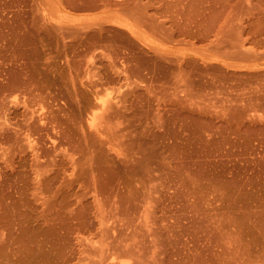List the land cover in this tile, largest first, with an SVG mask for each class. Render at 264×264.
Listing matches in <instances>:
<instances>
[{"label":"rangeland","instance_id":"1","mask_svg":"<svg viewBox=\"0 0 264 264\" xmlns=\"http://www.w3.org/2000/svg\"><path fill=\"white\" fill-rule=\"evenodd\" d=\"M0 264H264V0H0Z\"/></svg>","mask_w":264,"mask_h":264},{"label":"bare ground","instance_id":"2","mask_svg":"<svg viewBox=\"0 0 264 264\" xmlns=\"http://www.w3.org/2000/svg\"><path fill=\"white\" fill-rule=\"evenodd\" d=\"M113 19H114V20H113ZM113 19L111 20V18H110V19H108L107 21H112V22L115 21V22H116L119 18L116 19V20H115V18H113ZM119 20H120V19H119ZM119 20H118V21H119ZM121 21H122V19H121L119 22H120V23H124V20H123L122 22H121ZM115 22H114V23H115ZM127 22H128V21H127ZM120 23H117V22H116L117 25L119 24L120 26H122ZM101 24H102V23H100V25H101ZM104 25H105V24H104ZM104 25H103V26H104ZM123 25H125V23H124ZM127 25H128V24H126V27H127ZM128 26L131 27V26H133V25H132L131 23H129ZM99 27H100V26H99ZM101 27H102V26H101ZM103 28H104V27H103ZM131 28H132V27H131ZM100 29H102V28H100ZM128 29H130V28H128ZM133 29H134V27H133ZM134 30H135V29H134ZM134 30H133V31H134ZM130 32H131V31H130ZM131 33H132V32H131ZM132 34L135 35L134 33H132ZM137 34H139V33H137ZM139 35H140V34H139ZM139 35H136V36H139ZM136 36H135V37H136ZM140 36H141V35H140ZM223 61H225V60H223ZM223 61H222V62H223ZM223 63H224V62H223ZM225 64H226V63H225ZM229 65H230V64H229ZM95 86H96V84H95ZM95 86H94V88H95ZM90 87H91V90H92V86H90ZM96 88H97V87H96ZM94 90H96V89H94ZM94 90H93V91H94ZM94 92H96V94H97V91H94ZM10 95H11V94H10ZM12 95H13V94H12ZM14 96H15V95H14ZM16 96H17V95H16ZM10 97H11V96H10ZM12 97H13V96H12ZM17 97H18V96H17ZM17 97H13V99H14V98L17 99L16 102H15L16 104L19 103V102H18L19 99H18ZM97 97H98V95H97ZM95 98H96V97H95ZM11 99H12V98H11ZM15 99H14V101H15ZM98 99H99V97H98ZM101 99H102V96L100 97L99 101H103L102 103H101V102H100V103H101V104H104L105 100H103V99L101 100ZM11 101H12V100H11ZM80 101H81V100H80ZM95 101H96V100H95ZM17 102H18V103H17ZM100 103H99V104H100ZM13 104H14V103H13ZM96 104H97V105H96ZM96 104H95V107H96V108H98V107L100 108V107H101V106H100L101 104L98 105V102H97ZM106 104H107V103H106ZM93 105H94V104H93ZM91 106H92V105H91ZM102 106H103V105H102ZM108 106H109V105H108ZM103 107H104V106H103ZM106 107H107V105H106ZM106 107H105V108H106ZM110 107H111V106H110ZM96 108H93V106H92V108L90 107V110H91V111L89 110V111H90L89 118H88V119L86 118V121L88 120V125H89L88 127H90V128H95L94 126H98L97 124L99 123V121H100V122L102 121V118H110V117H111L110 114L108 115L109 117H107V114H105V116H106V117H105V116L103 115L104 111H103V113L100 112L104 117H100V116H98L99 113H98V111H97ZM86 109H89V108H86ZM102 109H104V108H102ZM86 111H87V110H86ZM99 111H100V110H99ZM105 111H108V112H109V110H107V109H105ZM32 112H33V111H32ZM87 113H88V112H87ZM109 113H110V112H109ZM113 113H116V115H115L116 117H119V115L121 116V114H122V113L119 114V112H117V111H116V112L114 111ZM40 114H41V113H40ZM117 115H118V116H117ZM86 116H87V114H86ZM122 116H123V114H122ZM97 117H98V118H97ZM99 117H100V118H99ZM96 119H97V120L100 119V120L97 121L98 123L95 125ZM86 124H87V123H86ZM28 140H29V139H28ZM29 143H30V142L28 141V144H29ZM30 145H32V144H30ZM32 146H33V145H32ZM111 148H112V146H111Z\"/></svg>","mask_w":264,"mask_h":264}]
</instances>
